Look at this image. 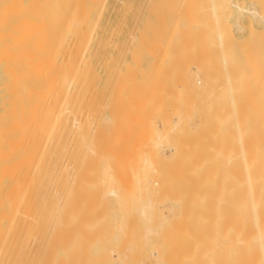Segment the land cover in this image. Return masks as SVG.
I'll return each instance as SVG.
<instances>
[{"label":"bare ground","instance_id":"obj_1","mask_svg":"<svg viewBox=\"0 0 264 264\" xmlns=\"http://www.w3.org/2000/svg\"><path fill=\"white\" fill-rule=\"evenodd\" d=\"M3 1L8 2L10 0H0V17H1L0 23H3L4 21L8 22V20L11 21V18H10L11 14L8 15L9 16L8 18L6 17L5 13L2 14V12L5 10V9H3L4 4L6 3V2L4 3ZM195 1L196 0H194V1L190 0V3L188 5L191 6L190 4L193 3L194 8H193V6H191V8H189L190 10L188 11V9H186L183 5L186 2L185 6L188 7L187 2H189V0H185V2L183 4H182V2L180 3L178 0L177 3L179 5V7L181 4L184 7L181 9V7H182L181 6L179 12H181L182 13L181 15H183V9H186L187 10L186 13L188 12V18L191 20L193 19V17L196 18L197 16L201 15V13H204L207 18H210L213 20V22H212V20H210L212 23L209 21V24L211 23L213 26L215 23L214 27H216V28L214 29L212 27V29H214V31L216 30V33H215L216 37L213 41V44H211L212 46L209 45L208 46L209 48L205 47V49L207 51V49H210V46H211V49H210V52L212 53L211 55H213L214 53L218 54L217 55L218 59L213 55V57H215L214 59H216L217 61L219 60L218 62L220 63V64L218 63V65H215L214 69H218L220 75L226 73L223 71V69L224 70L228 69L229 67H231L230 65H232L231 70L233 71V69H234V71L236 73V75H234L235 78H234V76H232V72L230 70H229V72L231 74V78L233 77L234 79H237L236 80L237 83L235 82V84H237V88L234 91H232V94H231L230 100H232V101L230 103H232V104L228 103V105H227L228 99H226V97L228 95H227V91L225 92L226 87L224 88V86H228V85H225L224 81H222L225 78L224 77L225 75L222 76L224 78L221 77L222 80L217 78L219 76L215 77V74H214L215 71L213 69H211V67H210L211 65L209 66L210 67L209 71L212 70L214 73L213 74L208 73L207 72L208 71V68H207L208 65L207 66L205 65L206 66L205 68H207V69H205L206 71L203 70L204 72H206L204 74V72H202V69L200 68V66H201L200 63L198 62L199 66L195 65L196 67L199 68V70L196 74H197V76L203 77V79H199V78H195V77L191 79V77L190 78L188 77L187 80L183 81L184 83H182V84L180 83L181 84L180 96L183 97V101H185V103L187 104V102L188 101L190 102V100H191V99H189L186 102V100L184 99V95L187 98H196L197 101L193 100L194 102L190 103L192 105H190V104L185 105V103L184 104L178 103L176 108H178L179 105H180V107L176 111L172 110L173 111L172 115L174 114L175 116H173L172 118L169 117L170 119L167 118L168 120L163 119L161 121L162 122L160 125L161 127H157V126L156 127L161 128V129H169L168 134H171L172 132H174V133L180 132L181 130L184 129V127H187V124L189 125V123L187 122L188 120H186L187 114H189V113L185 114L186 111L197 114L200 117V119H202L203 117H204L203 119H205V117H207V116L209 117L208 119H210L211 118L210 115L212 116V118L214 115V117H215L214 119L218 120L219 118L218 119L216 118L218 116L213 114V111H212L213 106L210 102V100L212 101V99H215L218 101L217 105H219L216 107H219L220 109L224 110L223 107H225L226 105L228 106V108L226 106L225 109L227 108L226 110L228 111L230 116L234 115L235 121H236V127L238 128L237 130L239 131V133H241L242 128L246 129V126L241 128V124H242L241 119L243 120V118H245V115L247 113H248L249 117L251 115L249 122H248L249 124L247 123V126L249 125L250 128L248 129L247 132L243 131L245 134H250V141H248V139H247L248 137L244 136V134H243L244 139L243 140L241 139L242 140L241 145L243 146V149H245V151L243 153L241 152L242 154L238 151V153H240V155L238 153L236 154V156H235L237 158V161L235 162L236 165L233 164V162H234V161H232L233 158L231 160V163L235 167H237L235 172H233L235 170V167H233V165L231 163H230V165L228 164V167L232 166V168L230 170L234 173V176H233V178H231L232 177L231 175H233V174H232V172L231 173L229 172L231 175L230 176L228 175V177H230L229 178L230 180L227 181V184L229 183L230 185L235 187L234 189L231 190V193H230L231 195L229 194L227 196V197H230V198L226 199V200H229V202L226 203L225 202L226 200L224 198L223 199L225 201L222 199H220V201L219 200L215 201V199H217V198L219 199V197L213 198V203L211 204V208L209 210L213 214H215V213L217 214L216 217H215V215L213 216L217 220V221L213 220L214 222L216 221V224L213 223L211 227L201 229V230H203L202 232L201 231L194 232V234L195 233L199 234L201 232V234L196 239H195L196 236L194 237L192 234L189 235L188 233H186L187 235H185L184 238L182 236V238L185 239L184 244L181 245L182 247L181 246L177 247V245H175V247H177L178 249L181 248L180 252H179V258L178 257L177 258L176 257L167 258V256L165 254L169 250L168 251L163 250V251H154L151 254V256L149 257V260H150V262H152L154 264H264V141H263L264 138H260V140L259 139L257 140L255 135H254L255 134V129H254L255 125L257 124L258 121L261 120L260 118L264 117V116L261 117V115H264V114H261L262 110H264V106H263L264 105V97H262L263 95H261V93L258 95V96L261 95L260 97L256 96V98H257L256 100L259 101L260 103L256 102L257 104L256 103H253L252 105L250 104L251 106L249 107V109H248L246 104L243 105V103L241 102L243 100H246L248 97L253 96V97H251L252 98L251 100H253L255 97L254 95H251V92H250L251 89H253V87H254L253 84H254L255 79L251 83L252 87L249 85V87L251 88V89H249V87L246 88V85H247V83L249 84V81L251 79L249 78L250 80L248 81L247 78H248V76L249 77H251V76L256 77V74L259 71L262 72V70H264V69H261V68H264L263 67L264 66V46H262V43L264 44V42L261 43V41L258 40V36H259L258 34H257L258 36L256 37V40L255 41L252 40V37H253L252 35L255 36V34L251 35V33H249L250 35H248L249 39L248 38L245 39L244 42L236 41L235 39L232 38L231 33H230L231 32L230 29L232 27L229 28V26H230L229 22L233 17L232 7H236L239 10V12L245 13L248 11L247 9H245V7H243L245 5H243V6H242V4L238 5L231 0H211L210 6L208 3H206V4L204 3L205 8L203 7L202 9H198L199 6L196 8L195 3L198 4V2H200V0H197L196 2ZM250 1L251 0H249V2ZM11 2L12 1H10V4H11ZM13 2L17 3V1H13ZM13 2H12V4H13ZM148 2H149V0H148ZM166 2L167 1L165 0L164 3H166ZM174 2H175V0H174ZM207 2H209V1H207ZM41 3H43L45 11H46L45 19H43V20H45L46 30L43 27V29H44V32H43L44 33V40H41L42 41V42H40L41 44L38 42L40 44L38 46H40V47L37 48L36 47L37 45H34V46L31 45L30 46V47L34 48L32 50L30 49L31 52L37 48L36 49V52H37L36 59L34 61V64L32 63L34 65V67H32L31 62L27 63V67H25L26 64L19 65L18 64L19 62L16 63L17 60H14V59L8 60L9 58L2 59V56L0 57V264H71L72 261H74L73 264H95V263H90V262L88 263V261H91V260H86V258L83 259V257H81V256L85 257V254L87 256V252H89V248H94L93 254H95L97 256V257L95 256L96 258L90 257V259H92V260L93 259L100 260L103 258H110V260L113 261L114 264H122L123 256L126 255L125 252L130 251L136 247H142L143 244H145L142 242V240L149 239L148 237L151 235V233L153 231V227L152 228L150 227L151 228L150 231L152 230L151 232L148 230L149 229L148 227H147V229L145 228L147 231H149L148 234H146L144 236H138L137 235L136 237L131 238V236L128 233L129 232L128 230L131 227L129 225V222H128L130 220V218H128V221H127V219L122 218L121 221H118L115 224H111V225L107 226V229H106L107 232L105 231V233H102V234H100L98 232L99 234H97V235L95 234V232H96V230L101 231V228H103L101 225L103 223H101V225H98L100 227L94 226L93 224H91L94 226V227L92 226L91 228L94 230V231L93 230L92 231L95 234V235H92L93 232L92 233L89 232V230L91 228L88 227V229H87L88 225L87 226L85 225L86 228H84V225L82 224L83 226L80 227V229L78 227L79 225L76 226L77 223H75V222L79 223L81 220L79 214L75 217L76 220L74 218L75 208H78V207H75L76 199L80 200L82 197H83L82 199H84V196L87 195L89 192L91 193L92 190H93V192H92L91 197L93 196V194H95V196H97L95 198H98V196H99V195H97L98 192H96V191L94 192L95 188L90 189L91 191H87V193L83 196V194L86 192V191L84 192V190H88L87 189L88 187H85L86 183H87V179H88L87 178L88 176L86 177L87 172L85 170L87 169L89 155L96 159L95 164L97 165V167L99 168V171H100L99 179H97V177H96V179L99 180L98 183H100L99 187H100V185H103V184L113 185L114 188L111 187L112 189H110L108 191V196L114 198L116 200V202L119 201L118 203H119L120 207H122V203H123L122 201L129 199V197H131V196L140 197V200L143 199V196H140V193L149 189L146 183L151 181L149 173L147 171H145L147 167L152 166V162L149 161V159L147 157L140 161L137 168H134L133 170H131L130 176L128 174H127L128 176H120L119 169H118L119 168V164H118L119 161L117 162L114 158H112L110 156V152L112 150H115L116 145H114V146L112 145L111 146L112 148L110 147V149L109 148L105 149V146L107 143L104 144V140L102 138V135L100 134L101 132L99 133L97 131L99 129V126H100V123H99L100 120H99V118L94 117V114L92 113L93 111H92L91 104L94 103L93 105L96 107L94 109H100L101 105H103L101 102L102 100L100 101V99L98 98V95L100 96V94L98 93L99 90L96 88L97 86L94 87L96 94L94 92H93L94 94H92L91 93V91H92L91 86L93 85L92 82H94V81H92V80H91L92 82L90 81L91 82V86H90V84H89L90 79L88 80V76H90L89 70L91 68V65H90L91 59L90 58L92 56H95V55H97L96 57H98L100 50H101L100 49L101 40L99 39V37L97 35V31H98L101 16H102L103 0H45V2H44V0H42ZM8 4L9 3H7V6H8L7 9L11 8V7H9ZM262 4L263 3L260 4L261 7H262ZM21 5L22 4H20V6ZM151 6H153V5H151ZM206 6H207V8H206ZM21 7H20V9H21ZM124 7H125V5H124ZM156 7H158V6H156ZM165 7L163 6V8H165ZM15 8H16V6H15ZM141 8H142V6H141ZM167 8L170 10V7L168 6V4H167ZM255 8H254V10L250 11L252 16L255 19L260 17L262 20H264V16H261L262 15L261 13H260L261 15L259 14V12L263 11L264 9L263 10L259 9L260 11L258 12L255 10ZM41 9L44 10L43 6L41 7ZM172 9H173V7H172ZM1 10H2V12H1ZM6 10H5V12H6ZM161 10L162 9H159V10H157V12H155L156 13L155 15L158 17V19H159V16L157 15V13H159L158 11H160V13L163 12L162 14L165 13V11H164L165 9L162 11ZM20 11L21 10H19L16 13V15L18 14L17 18H18V16H20L22 14L18 19H20V18L23 19L24 14H25L24 19H25L26 14H28L26 12H29L30 15H33L32 13H30L29 10L26 11V6H25L26 12H24V9L21 12ZM123 11H125V10H123ZM175 11H176V9H175ZM9 12L13 13L11 11H9ZM14 12H16V11H14ZM171 13H176V12L172 11ZM40 14H42L41 18H44L43 17L44 12H40ZM179 14H178V17H179ZM204 14H202V15H204ZM3 15L6 18L3 17L4 19H2ZM16 15H15V13L12 14L13 18H15ZM161 16H163V15H161ZM174 16H176V15H174ZM28 17L32 18L33 16L28 15ZM6 19H8V20H6ZM18 19H17V21H18ZM35 19H36V17H35ZM196 19H198V18H196ZM13 20H15V19H12V21ZM17 21H16V23H17ZM20 21H21V19H20ZM193 21L195 22L194 19H193ZM202 21H203V19H202ZM21 22H23V20ZM42 22L44 23V21H42ZM165 22H167V21H165ZM175 22H180V21L178 20ZM204 22L205 23H203V24L206 25V21H204ZM27 23H30V22H27ZM33 23H35V22H33ZM39 23H41V22H39ZM187 23H188V21H187ZM146 24H147V22H145V25ZM148 24H149V22H148ZM165 24H167V23H165ZM175 24L176 23H174V25ZM177 24H179V23H177ZM211 24L208 26V28L211 26ZM16 25H18V24H16ZM160 25H158V26H160ZM162 25L164 26L163 23H162ZM0 26H1V24H0ZM5 26H6V24H5ZM5 26H3L2 28L5 29L6 28ZM27 26H29V24ZM11 27H12V25H11ZM20 27L23 28L22 26H20ZM31 27H33V26H31ZM39 27H41V26H39ZM205 27H202V28H204L203 30L201 28L199 29V31H201L200 34H202L205 31ZM27 28H29V27H27ZM33 28H36V27H33ZM188 28H190V27H186L187 32H188V30H187ZM38 29H40V28H37L36 30H38ZM41 29H42V27H41ZM158 29H160V27H158ZM158 29L155 28V30H158ZM5 30H8V29H5ZM5 30H4V32H5ZM133 30H134V27H133ZM165 30H166V28H165ZM174 30H171V32L172 31L174 32ZM191 30L193 31V29H191ZM206 30L208 31L207 27H206ZM16 31H17V29H16ZM20 31H21V29H20ZM166 31H168V30H166ZM181 31L182 30H180V32ZM184 31H182L183 35L188 34V33H184ZM192 31H189V32L191 33ZM197 31L198 30H196L195 32L198 33L199 31L198 32ZM207 31H205V34ZM250 31L253 32V29H250ZM263 31H261L262 34H264ZM18 32H16V33H18ZM38 32H39V30H38ZM10 33H12V32H10ZM27 33H28V31H27ZM34 33H35L34 35H36L37 32H34ZM141 33H144L143 34V41L147 40V42H148V37H147L148 36L147 34L149 33L148 26L145 28V32L141 31ZM141 33H139L140 36H141ZM212 33H213V31H212ZM5 34H6V32H5ZM31 34H33V33H31ZM153 34H155V32ZM193 34H195V33H193ZM7 35H8V33H7ZM156 35L157 34H155L154 37ZM197 35L199 36V34H197ZM203 36H204V34H203ZM0 37H1V35H0ZM2 37H4V35ZM26 37H27L28 42H29L31 38H28L27 35H25V37H24L25 40H24V38H22L23 40L21 38H19V42L23 41L22 44L26 45V43H27ZM36 37H37V35H36ZM157 37H158V35H157ZM188 37L191 39L192 35H190ZM204 37L208 38L207 35ZM34 38L35 37H33V39ZM263 38H264V35L262 36V39ZM138 39H140V38H138ZM168 39H170V38H168ZM187 39H186V41H187ZM192 39H194V38H192ZM253 39H255V38H253ZM6 40H5V42H6ZM180 40H182V39H180ZM202 40H203V38H202ZM210 40H211V38H210ZM210 40H206V42L207 41L209 42ZM31 42H33V41H30L29 43L31 44ZM110 42H111V40H110ZM130 42H131V40H130ZM158 42H160V41H158ZM158 42H157L158 45H155V42H153L154 43L153 45L158 47L160 45ZM204 42H205V40H204ZM204 42L202 41L200 44H204ZM206 42H205V44L207 46V44H209V43L208 42L206 43ZM16 43L18 44V42H16ZM29 43H27V44H29ZM95 43L97 44V47H98L96 49L93 48V45ZM177 43L181 44L180 48H183L185 46V45L184 46L182 45L183 42L180 43V42L176 41V44ZM7 44H9V46H10V43H8V42L5 44V46ZM32 44H35V43L33 42ZM108 44H109V42H108ZM165 45L167 46V41H166ZM9 46H7V48L5 47L7 49V51L10 48L12 49V47H13L14 51L17 50L14 48L15 45L12 47L11 46L9 47ZM155 46H154V48H155ZM21 47H20V49L23 48V47L22 48ZM108 47H110V45ZM200 47L201 46L196 47V48L200 49ZM247 47H249V50ZM0 48H3V46H0ZM150 48H151V44H150ZM175 48H176V46H175ZM137 49H135V50L137 51ZM140 49H142V46ZM172 49H173V47H172ZM189 49H190V47H189ZM2 50H3V52L6 51L4 49H2ZM160 50H162V48ZM203 50H201V52ZM166 51H165V53H166ZM189 51H188V53H189ZM206 51L204 52L205 55H206ZM139 52L141 53L140 50H139ZM150 53L152 54V52H150ZM165 53H164V55H165ZM7 54L8 53L6 52V55ZM134 54H135V52H134ZM161 54H162V52H161ZM189 54H191V52ZM205 55L203 56V58H205ZM211 55H209V56L211 57ZM25 56H26V53H25ZM152 56H153V54H152ZM178 56L180 57V54ZM178 56H176V57H178ZM3 57L5 58L6 56L4 55ZM134 57L136 58L137 56H134ZM25 58H27V57H25ZM188 58L189 57H187V60H188ZM199 58L196 60L198 61ZM31 59H33V58H31ZM113 59H114V57H113ZM155 59L159 60V58H157V57ZM28 60H29V57H28ZM172 60L175 61L176 58L172 59ZM182 60H183V58H182ZM201 60H202V58H201ZM24 61H26V59ZM197 61H196V64H197ZM214 62L217 64V62L215 60H214ZM215 63H213L212 65L214 66ZM170 64H173V63H170ZM183 65H185V64H183ZM250 65H252V66L250 67ZM18 66H20L19 69L21 68V71L19 73L16 72V69L18 68ZM160 66H161V64H160ZM216 66H218L219 68ZM128 67H126V68H128ZM252 67H253V69H252ZM26 68H27V70H26ZM134 68H132V69L129 68V69L133 70ZM170 68H172V67H169V69ZM256 68H258L260 70L257 71ZM154 69H155V66H154ZM164 69L169 70L167 67H164ZM92 70H93V67H92ZM189 70H191L190 67L188 68L187 71H189ZM236 70H238L239 72L241 71V73H242L241 78H239V76L237 77V75H240L241 73L237 74L238 71H236ZM134 71L136 72L137 70L134 69ZM220 71H222V74ZM253 71H255L256 73L255 72L253 73ZM98 72H99V70H98ZM142 72H140V73L142 74ZM229 72H227V73H229ZM246 72L250 75L246 74ZM261 72H259V73L262 74ZM155 73L157 75L156 71H155ZM155 73H153L152 75H154ZM190 73H191V71H190ZM202 73H203V75H202ZM160 74L161 73H158V75H160ZM260 74H259V76H260ZM150 75H148V76H150ZM156 75H155V77H158ZM245 75H246V78H245ZM164 76L162 74L161 80H163ZM259 76L257 78H259ZM263 76H264V74H263ZM94 77H95V75H94ZM174 77H175V75H174ZM238 78L240 80H238ZM153 79L154 78H152V77L150 78V80H152V84L153 83L155 84L156 81L158 82L157 79H156V81H153ZM161 80H159V81H161ZM227 81H228V79H227ZM261 81H264V80L261 79ZM161 82L164 83V86L166 85L164 81H161ZM177 82H179V81H177ZM257 82H258V79H257L256 83L254 84L256 87H258L260 85V82L258 83L259 85L257 84ZM118 83H120V82H118ZM241 83H243V85L246 83L245 88L248 89L250 92V94H247L248 91L247 90L245 91V93L248 95V97L244 93L245 89H243V87H242L243 85H241L242 90H243V91H241V87L239 85ZM159 84L160 83L158 82V85ZM158 85H155V86H158ZM187 85L191 88L188 91H186ZM230 85H233V83ZM263 85H264V83H263ZM263 85L261 87H258L261 90V92H262V90L264 91V89H262V88H264ZM169 86H171V85L169 84ZM89 87H91L90 90H89ZM177 87L178 86H176L175 88H177ZM255 88H254V90H252V91H254V93L256 92ZM178 89H179V87H178ZM179 91H180V89H179ZM142 92H144V90ZM89 93H91L92 95H90ZM100 93H101V91H100ZM194 94H196L197 96ZM224 94L226 97L224 96ZM130 95H132V94H130ZM243 95H244V97H243ZM223 96L225 97L224 99H226L227 101L221 100ZM135 98H137V97H135ZM208 98H209V101L207 103L211 104V106L208 108H205V106H204V109H202L200 104L203 101H207ZM229 98H230V96H229ZM242 98H243V100H241ZM258 98H259V100H258ZM125 100L126 99H124L123 101H125ZM171 100L172 101L173 100L178 101L177 98L176 99L173 98ZM99 101L101 102V104ZM219 101L220 102L222 101V103L219 104ZM255 101L253 100V102H255ZM246 102L248 103L249 99ZM150 103H152V102H150ZM251 103H252V101H251ZM261 103H262V105H261ZM254 104H255V106H253ZM170 105H172V104H170ZM104 107H106V106H104ZM167 107H165L164 109H166ZM171 107L172 106H170V108ZM206 107H207V105H206ZM102 108H103V106H102ZM145 108L147 109V106ZM219 108H217V109L220 110ZM157 109H159V107ZM214 109H215V107H214ZM217 109H215V110H217ZM203 110H205V111H203ZM222 110H220L219 112L223 113ZM247 110L249 112H246ZM98 111H100V110H98ZM98 111L97 112L95 111V113L98 114L99 113ZM134 111H136V110H134ZM159 111H160V109H159ZM159 111H157V113ZM102 112H103V110H102ZM161 113H158L159 116ZM168 113L171 114V112H169V111H168ZM263 113H264V111H263ZM92 114H93V116H92ZM222 116H224V114ZM222 116H219V117L222 118ZM91 117H92V120L94 119L93 121H96L95 122L96 125H94L93 122L91 121ZM155 118H157V117H154V120H155ZM224 118H225V116H224ZM224 118H222V119H224ZM208 119H206V121ZM226 119H228V116L226 117ZM219 120H218L219 122L222 121L221 119H219ZM263 120H264V118H263ZM201 121H204V120H201ZM218 121H216V123ZM228 121L233 123L232 120H228ZM91 122H92V125L95 126V127L92 126V127H94L93 130L89 129V125H90L89 123H91ZM155 122H156V120H155ZM206 123H208V121ZM221 123L223 124V122H221ZM217 125H219V124H217ZM243 125H245V124L243 123ZM191 127H192V125H191ZM102 128L103 127H101L100 129L102 130ZM221 128H224V127H221ZM90 133H91V139H90V141H88L89 140L88 137H89ZM236 133H238V132H236ZM85 134H87V137L85 136ZM105 135H107V134H105ZM106 140H105V142H106ZM255 140L257 141V144L250 147L251 148L250 153L246 152V149L249 146V143L254 144V143H256ZM261 140L263 142L262 143L263 145L261 144ZM258 141L260 142L259 145H258V143H259ZM110 143L111 142H109V144ZM164 149H166V147ZM176 149H177V147H175V145L173 144L172 153H170V155H169L170 157L175 156V154L173 152ZM105 150L107 151V153ZM163 155H165L166 158L168 157V156H166L165 153L162 154L161 156H163ZM230 157H233V156L230 155ZM162 159H164V158H162ZM240 159H242V161ZM194 161H195V159H194ZM198 164H201V162ZM239 164L241 165V168H239L240 167ZM203 165H204V163H203ZM205 165L207 166L210 164H205ZM190 166H192V165H190ZM206 166L203 167L201 165V167H203L205 169L209 168V169H207V171L206 170L203 171V169L199 168L201 170L199 172L198 169L197 170L194 169L198 173L193 174V175H196L199 178L198 179V178L194 177V179H198L201 182L202 177L205 178L207 176V179L209 178V176L215 177V175H212V172L210 171L211 167L210 166L206 167ZM192 168H193V166H192ZM195 168H196V166H195ZM81 169H83V172H86L84 175H79V172ZM208 170H209V172H211V174H209ZM215 170H216V172L218 171L217 169H215ZM215 170H214V172H215ZM74 171L77 173L73 175ZM191 171H193V170H191ZM194 172L195 171H193L192 173H194ZM187 173L188 174H186V176L189 175L191 177L192 173L191 172L190 173L187 172ZM219 173L220 172H217L216 174L218 176H221L222 174H219ZM123 174H125V173H123ZM200 174H202L203 176L199 177ZM221 177H223V175ZM224 178H227V177H224ZM128 179L135 186L139 187L137 189L138 194L133 193L131 190H129L128 187L125 186ZM210 179L207 180V182L203 181L204 183L208 184V185L207 184H205V185L209 186V187H205V190L207 188H209V189L213 188L212 190L215 191V188H216L215 185L222 186V185L217 184L218 179L216 180V177H215L214 179H212V181L213 182L217 181V182L214 184L213 187H210V185H209L210 183H208L211 181ZM232 179H233L234 183H233V181H231ZM204 180H206V179H204ZM226 180L227 179H225V181ZM186 181L187 180H185V183H186ZM189 182H190V180H189ZM213 182H211V183H213ZM187 183H188V181H187ZM201 183H199V184H201ZM129 184H131V183H129ZM227 184L225 187L223 186V189L227 188ZM75 185H77V186H75ZM189 185L191 186V183ZM192 185H194V183ZM202 185H203V183H202ZM230 185L226 189V191L228 189L232 188V186H230ZM204 186H202V188ZM194 187H195V185H194ZM81 188H83L82 190L84 193L81 191ZM219 188H221V187H219ZM101 189H103V188H101ZM181 189L183 190L184 188L181 187ZM199 189H200V187H199ZM223 189H222V191H225ZM95 190H98V188H96ZM202 190H204V189H201V191ZM206 191H208V190H206ZM210 191H208V193ZM218 191H219V189H217L215 191V193H217ZM226 191H225L226 194L222 193V195L226 196L227 193H229L228 191L227 192ZM219 192H218V194H220V197H221V193H219ZM104 193L105 192H103V194ZM201 193H203V192H201ZM205 193H203V194L206 196ZM212 194L214 195V192ZM193 195H195V194H193ZM204 195H203V197H205ZM168 196H169L168 194H165L163 200L161 201L160 209L162 210L161 213H163L164 215H165V213H164L165 211H166V213L167 212L169 213V211H167L168 208H170V205H168L169 201L167 200ZM196 196H197V193H196ZM215 196H216V194H215ZM88 199H89V197H88ZM89 200L91 201V198ZM98 200H101V199H98ZM109 200H110V198H109ZM102 202L103 201H101V203ZM107 202H108V200H107ZM99 204H100V202H99ZM101 205H103V206H101ZM101 205H100L101 207L105 206V204H103V203ZM143 205H144V207L141 210L143 212V214L141 213V215H143V216H141V218L145 217V215H146L145 213H147L146 209L149 206L148 204H146L144 202H143ZM116 206H117V204H116ZM172 206L174 207L175 205L172 204ZM97 207H96L95 211L99 208L98 211L100 212L102 210V209H100L101 207H98V208ZM86 208H87L86 202L82 201L81 204H79V208H78L79 213H82L81 211L86 210ZM106 209L108 210V208H106ZM121 209L123 212V207ZM86 213L89 216L90 211H89V214H88V212H86ZM83 216H85L84 213H83ZM213 217H212V219H213ZM226 217H228V218H226ZM170 219H171V221H173V218H170ZM149 220H150V218L148 219V221ZM186 220L189 221L190 218H189V220H188V218H186ZM98 221H100V220H98ZM115 221H116V219H115ZM184 221H185V219H184ZM187 221H186V223H188ZM81 222H82V220H81ZM97 222H95L94 224H97ZM83 223H85V222H83ZM76 227L79 229L78 231L76 230L77 229ZM103 229H105V228H103ZM154 231H155V229H154ZM180 231H181V229H180ZM195 231H197V230H195ZM120 233H122V234L120 235ZM154 234H156V231L154 232ZM171 235L174 236L175 234H171ZM157 236H159V234ZM176 236H177L176 238L179 239L178 237H180V234L176 235ZM117 238L118 239L119 238L124 239L126 241L125 244L129 243L127 245V250L120 251V250H114L111 248L112 251L108 252L109 254L107 255L104 253V250L100 251L97 248L99 244L104 245L103 243H107L110 240H112V239L115 240ZM132 239H134V242L139 241V243L132 242ZM183 239H182V241H184ZM155 243L158 244L157 242H155ZM162 244H164V243H162ZM179 244H182V243H179ZM165 248H166V246H165ZM173 248H171V250ZM166 249H168V248H166ZM168 253H170V252H168ZM218 254H219V256H218ZM89 255H91V254H89ZM169 256H171V255H169ZM141 264H146V263L143 261Z\"/></svg>","mask_w":264,"mask_h":264},{"label":"rangeland","instance_id":"obj_2","mask_svg":"<svg viewBox=\"0 0 264 264\" xmlns=\"http://www.w3.org/2000/svg\"><path fill=\"white\" fill-rule=\"evenodd\" d=\"M10 1H12V2L13 1H17V3L13 2V4H12V2H11V4H12L11 5ZM10 1H8V2L3 1L4 3L6 2L5 3L6 5L4 4L3 9L6 10L8 8L7 3H9L8 5L11 8L6 10L7 13L5 12V10L3 12L1 10V12H2V14L5 13L7 18L9 17L8 15L11 14V16H10L11 21H12V19H15V20H13L11 22L10 20L6 19V20H8V22L4 21L3 23H0L1 24V26H0V28H1L0 29V31H1L0 32V35H1V37H0V46H3V48H0V51H1L0 52L1 53L0 57L2 56V59L9 58L8 60H13V59L17 60L16 63L19 62L18 63L19 65L26 64L25 67H27V63L31 62L32 67H34L33 64H34V61L36 59V54H37L36 49L40 47L38 45L41 44L40 43V42H42L41 40H44V33H43L44 29H43V27L46 30L45 20H43V19H45V15H46V11H45L44 5H43V3H41L42 0H10ZM166 1H167L166 3L168 4V6L170 7V10L167 8V4L164 3L165 0H160V1L159 0H149V2H148V0H128V1L127 0H103L102 16H101L100 25H99V28H98V31H97V35H98L99 39L101 40V44H102V45L100 44V49L101 50H100V53H99L98 57H96L97 55H95V56H92L90 58L91 59L90 60L91 68L89 70L90 76H88V80L90 79L89 82L91 80L94 81V82L91 81L92 84H93L92 86H91V82L89 83L90 86L92 87V88L89 87V90L91 88V90H92L91 93L94 94L96 92L94 87L97 86L96 88L99 90L98 93L100 94V96L98 95V98L100 99V101L102 100L101 102L103 104V105H101L100 109H94V108H96L93 105L94 103L91 104L92 111H93L92 113L94 114V117H97L100 120V122H99L100 126H99V129L97 131L99 133L101 132L100 134L102 135V138L104 140V144L107 143L106 146L104 145L105 149H108V148L110 149V147L112 145L113 146L116 145L115 146V150H112L113 152L112 151L110 152V156L112 158H114L117 162L119 161L118 162V164H119V168L118 169H119L120 176H128V175L130 176L131 170H133L134 168H137L138 164L140 163V161L142 159L146 158V157L149 159V161L152 162V166L147 167L146 170H145V171H147L149 173L150 178H151V181L146 183L149 189L144 191V192H142V193H140V196H143V199H141V200H140V197L131 196V197H129V199H127L125 201H122L123 202L122 203L123 212H122V209H121L122 207H120V205L118 203L119 201L116 202V200L114 198L108 196V191L110 189L114 188V186L110 185V184L109 185L108 184H103V185H100V187H99L100 183H98L99 180H97V179H99L100 171H99V168L97 167V165L95 164L96 163V159L94 157H91L90 155L88 157V165H87V169L85 170L87 173L83 172V169H81L80 172H79V175H84L86 173V177L88 176L87 178L89 179V180L87 179V183H86V186H85V187H88L87 188L88 190H84V192L86 191L84 193L83 190H82L84 187L81 188V191L84 193L83 196L87 193V191H91L90 189H92V188L93 189L94 188L95 189L98 188V190L94 189V192L95 191L98 192L97 195H99L98 198H95V197H97V196H95V194H93V196L91 197L92 192H93V190H92L91 193L89 192L87 195L84 196V199H82L83 197L80 200L76 199L75 207L79 208V204H81L82 201H85L86 204H87L86 210L81 211L82 213H79L78 208H75L74 218L79 214L80 218L82 220V222L80 220L79 223L75 222V223H77V225L75 224L76 226L79 225L78 226L79 229L83 225H84V228H86L85 225L86 226L88 225L87 226V229H88V227L91 228L93 225L94 226H98V225H101V223H103L101 226L103 228H105V229L101 228V231L100 230H98V231L96 230V232H95L96 235L99 234V233L102 234V233H105V231L107 229V226H109L111 224H115L118 221H121L122 218L123 219L124 218L127 219V221H128V218H130V220L128 222H129V225L131 227L129 226L130 229L128 230L129 231L128 233L131 236V238L132 237H136L137 235L138 236H144V235L148 234L152 227H153V231H154V229L156 231V234H154L155 231L153 232L151 230L152 233L148 237L149 239L142 240V242L145 243V244H143L142 247H136V248H133L130 251H126L125 252L126 255L123 256L122 264H141L143 261L146 264H154V263L150 262L149 257L151 256V254L154 251H163V250H165V251L169 250L168 252L171 253L170 254V253L166 252L165 255L167 256V258H173V257H176V258L178 257L179 258V252H180L181 248L178 249L177 247H180L181 245L184 244L185 239H183V238L185 237V235H187L186 233H188L189 235L192 234L194 237L196 236L195 237V239H196V238H198V236L203 231L201 229H204V228H207V227H211L213 223L216 224L217 220L215 219V217L217 216V214L215 212H214L215 214H213L209 210L211 208V204L213 203V198L219 197V199L217 198V199H215V201H217V200L220 201V199H222V200L225 199L226 200L227 198H230V197H227V196L231 193V190L234 189L235 187H233L229 183L227 184V181L230 180L229 179L230 177H228V175L230 176L231 175L230 173L232 172L230 170L232 168V166L228 167V164L230 165L231 160L233 158V160H232V161H234L233 164L236 165L235 164V162L237 161V158L235 157L236 154L238 153V151L240 153L241 152L243 153L245 151V149H243V146L241 145L242 144V140L244 139V136L248 137L247 139H248V141H250V134H245L244 132H247L248 129L250 128L249 125L247 126V123L249 122V119H250L251 115L249 117V115L247 113L245 115V118H243V120L241 119V123H242L241 124V128L246 126V129L242 128L241 133H239V131L237 130L238 128L236 127V121H235L234 115L230 116L228 111L226 110L228 108V106H227L228 103L232 104V103H230L232 101L230 99H231L232 91H234L237 88V84H235V82L237 83V81H236L237 79H234L235 78L234 75H236V73H235L234 69H233V71L231 70L232 69V65H230L231 66V67H229L230 69L229 68L225 69V70L223 69V71L227 73L230 70L232 72V76H234V78L233 77L231 78L230 72L227 73L228 74L227 75L226 73L222 74V71H220L221 74H222V75H220L218 69H214L215 65H218V63H219L218 62L219 60L217 61L216 59H214L215 57L218 59V56H217L218 54L214 53L213 55L215 57H213V55H211L212 53L210 52V49H211V46H212L211 44H213V41H214V39L216 37V35H215L216 30L214 31V29L216 28V27H214L215 23L212 26L211 23L213 22V20L210 19V18H207L204 13H201V15L197 16L196 18H198V19L193 17L195 22L193 21V19L192 20L189 19L188 18V12L186 13V11H187L186 9H188V11H189L190 10L189 8H191V6H193V8H194V5H193L192 2H191L192 4H190L191 6L188 5L190 3V0H189V2H187L188 7L185 6L186 5L185 4L186 3L185 0H181V1L179 0V2L180 3L182 2V4L185 2L183 6L186 9H183V15H181L182 13L179 12L180 11V7L182 6V4L179 7V5L177 3L178 0H175V2H174V0H166ZM207 1H209V2H207ZM231 1L235 2L238 5H241V4H242V6L245 5L243 7H245V9L248 10L245 13H241V12H239V10L236 7H232L233 17H232V19L229 22V25H230L229 28L232 27L230 29V31H231L230 33H231L232 38L235 39L236 41L244 42L245 39L248 38V35H250L249 33H251V35L255 34V36L252 35L253 36L252 40L255 41L256 37L259 35L258 36V40L261 41V43L264 42V38L262 39V36L264 34H262V32H261V31L264 30V20H262L260 17L255 19L252 16L251 12H250L251 10H254L255 7H256L255 10L258 11V12L260 10H263L264 9V0H253V1L251 0L250 2L251 3L253 2L252 4L249 2V0H245V1L244 0H231ZM44 2H45V0H44ZM19 3L22 4L21 5L22 7L20 6ZM204 3L205 4L208 3L209 6H210L211 5V0H204V1L200 0V2H198V4L195 3V7L197 8L199 6L198 9H202L204 7ZM261 3H263L262 7L260 5ZM14 5L16 6V8H15ZM124 5H125V7H124ZM151 5H153V6H151ZM162 5L164 7L165 6L166 7L163 8ZM25 6H26V11L29 10L30 13H32L33 15H30L29 12L25 11ZM42 6H43L44 10L41 9ZM141 6H142V8H141ZM156 6H158V7H156ZM183 6L181 7V9L184 8ZM207 6H206V8H207ZM20 7H21V9H20ZM172 7H173V9H172ZM23 9H24V12L28 13V14H26V18L25 19H24V15L25 14L23 15V19L20 18L21 21L22 20H23V22L25 21L24 23L21 22L20 19H18L22 14L20 16H18V18H17L18 14L16 15V13L19 10L22 11ZM159 9H162V10L165 9L164 10L165 11L164 14H162L163 12L160 13V11H158L159 13H157V15L159 16L160 20L155 15L156 14L155 12H157V10H159ZM175 9H176V11H175ZM13 10L16 11V12H14ZM123 10H125V11H123ZM9 11H11L13 13H10ZM170 11L171 12L174 11L176 13H171ZM40 12H44V14H43L44 18H41L42 14H40ZM14 13L16 15L15 18H13L14 15L12 16V14H14ZM160 14L163 15V16H161ZM178 14H179V17H178ZM202 14H204L205 16L202 15ZM259 14L261 16H264V10L260 11ZM4 15L2 16V19L6 18V17H4ZM28 15L29 16H33V17L32 18L28 17ZM174 15H176V16H174ZM35 17H36L37 20L35 19ZM160 17L161 18L163 17V18L161 19ZM16 18L18 19V21H17ZM40 19L42 21H44V23ZM177 19L180 22H175V21H178ZM202 19H203V21H202ZM210 20H212V22ZM16 21H17V23H16ZM165 21H167V22H165ZM187 21H188V23H187ZM204 21H206V25L203 24V23H205ZM209 21L211 22L210 23L211 26L209 27L210 29L208 28V26L210 25ZM27 22H30V23H27ZM33 22H35V23H33ZM39 22H41V23H39ZM145 22H147L146 25H145ZM148 22H149V24H148ZM15 23L18 24V25H16ZM162 23L164 24L165 27L162 25ZM165 23H167V24H165ZM174 23H176V24L174 25ZM177 23H179V24H177ZM5 24H6V26H5ZM28 24H29V26H27ZM11 25H12V27H11ZM30 25L33 26V27H36V28H33ZM158 25H160V26H158ZM249 25L250 26L252 25V26L250 27ZM3 26H5L6 27L5 29H8V30H5L4 28H2ZM20 26H22L23 28H21ZM39 26H41L42 29ZM147 26L149 28V33L147 34L148 35L147 36L148 37V42H147V40L143 41V34L144 33H141V31L145 32V28ZM153 26L156 29H158V27H160V29H158L159 31L155 30V28ZM205 26L207 27L208 31L206 30ZM27 27H29V28H27ZM133 27H134V30H133ZM186 27H190V28L187 29L188 32L186 31ZM202 27H205V31H207L206 34H205V31L202 34H200L201 31H199V29L200 28L202 30L204 29ZM212 27L214 29H212ZM37 28H40V29H38L39 32H38V30H36ZM165 28L168 31H166ZM3 29L5 30L6 34H5ZM16 29H17V31H16ZM20 29H21V31H20ZM191 29H193V31ZM195 29L198 30L199 32L197 31L198 33H196ZM250 29H253L254 33L252 31H250ZM171 30H174V32L173 31L171 32ZM180 30H182V31H184V33H188V34L183 35V32L182 31L180 32ZM27 31H28V33H27ZM189 31H192L191 32L192 34ZM212 31H213V33H212ZM10 32H12V33H10ZM16 32H18V33H16ZM34 32L38 33V34L36 33L37 37H36V35H34L35 34ZM154 32H155V34L158 35V37H157V35L155 36L156 38L154 37V35H155V34H153ZM7 33H8V35H7ZM31 33H33V34H31ZM139 33H141L142 37L140 36ZM193 33H195V34H193ZM197 34H199V36ZM203 34H204V36L207 35L208 38H205L203 36ZM3 35H4V37H2ZM25 35H27L28 38H31L30 41H33L35 44H32L33 42H31V44H30L29 43L30 41L28 42L27 37H26V40H27V43H29V44H27L25 42L26 45H24V44H22L23 41L19 42V38L22 39V38L25 37ZM187 35L188 36L192 35L191 39ZM33 37H35V38L33 39ZM201 37L203 38V40H202ZM138 38H140V39H138ZM168 38H170V39H168ZM192 38H194V39H192ZM210 38H211V40H210ZM253 38H255V39H253ZM4 39L5 40L7 39L6 42H5ZM180 39H182V40H180ZM186 39H187V41H186ZM24 40H25V38H24ZM110 40H111V42H110ZM130 40H131V42H130ZM157 40L160 41V42H158ZM204 40H205V42H206V40H210L209 42L207 41L209 43V44H207V46H206ZM166 41H167V46L168 47L165 45ZM176 41L180 42V43L183 42L182 45L183 46L185 45V46L184 47L182 46V47L185 50L183 48H180L181 44H179V43L176 44ZM202 41L204 42V44H200ZM7 42L10 43L11 47L15 45L16 47L14 46V48L17 49V50L14 51L13 47H12V49L10 48L7 51L6 48H7V46H9V44H7L5 46V44ZM16 42H18V44ZM108 42H109V44H108ZM153 42H155V45H158L157 42L160 45L157 47V46L153 45L154 44ZM149 43L151 44V48H150V44ZM31 45H33V46L37 45L36 46L37 48L34 51H32L33 53L31 52V50L34 49V48L30 47ZM109 45H110V47H108ZM209 45H211V46H210V49H207V51H208L207 52L205 47H208ZM21 46L23 48L24 47L25 48L23 49ZM141 46H142V49H140ZM154 46H155V48H154ZM175 46H176V48H175ZM199 46H201V47L203 46V47L202 48L200 47V49H197L196 47H199ZM262 46H264L263 43H262ZM20 47L23 50L20 49ZM172 47H173V49H172ZM189 47H190L191 50L189 49ZM93 48L94 49L98 48L96 43L93 45ZM137 48L141 51V53L139 52V50ZM161 48H162V50H160ZM247 48L249 50V47H247ZM2 49L6 50V51L3 52ZM135 49H137V51ZM164 50L166 51V53H165ZM201 50H203V51L201 52ZM188 51H189V53L191 52V54H189ZM205 51H206V55L204 54ZM6 52L8 53L7 55H6ZM24 52L26 53V56H25ZM134 52H135V54H134ZM150 52H152L153 56H152V54ZM161 52H162V54H161ZM164 53H165L166 56L164 55ZM207 53L209 55H211V57ZM179 54H180V57L178 56ZM4 55L6 56L5 58L3 57ZM204 55H205V58H203ZM134 56H137V57L135 58ZM176 56H178V57H176ZM25 57H27V58H25ZM28 57H29V60H28ZM113 57H114V59H113ZM156 57L159 58V60L155 59ZM187 57H189L188 60H187ZM22 58L24 60L26 59V61H24ZM31 58H33V59H31ZM175 58H176V60L173 61L172 59H175ZM182 58H183V60H182ZM198 58H199V60L197 61L196 59H198ZM201 58H202V60H201ZM213 59L217 62V64L214 62ZM196 61H197V64H196ZM198 62L201 65L200 68L202 69V72H204L203 70L208 68L207 72L213 74L214 72L212 70H211L212 72L209 71V69L211 67V69H213L215 71V73H214L215 77H217V76L220 77V78L217 77L218 79L222 80L221 77L225 75L224 76L225 78L222 77L225 80L223 79L222 81H224L225 85H228V86H224V88L226 87L225 92L227 91V95H228L227 96L228 98H227L225 96V94H224L226 99H228V102H227V105H226L227 108L225 109V107H226L225 106V107H223L224 110H222L219 107H216V106H219V105H217L218 104L217 100H215V99H212V101L210 100V102H211V104L213 106V109L215 107V109L219 108L220 110L223 111V113H222V112H219L220 110H218V109L217 110H215V109L213 110L212 109L213 114L218 116L216 118L217 119L218 118L221 119L222 120L221 122H223L224 125L221 122H219L220 121L219 119H218L219 121L214 119L215 117H214L213 114H212L213 118L210 115V117H211L210 119H208L209 118L208 116L205 117V119H203L204 117L203 118L201 117L202 119H200V117L197 114H194V113L186 111L185 114L189 113V114H187V117H186L187 118L186 120H188L187 122L189 123V125L187 124V127H184L185 130L183 129L180 132H176V133L172 132L171 134H168L169 133V129H161V128H157V127H161L160 125H161V123H162L161 121L163 119L168 120L167 118H169V117L172 118L173 116H175L174 114L172 115V112H173L172 110L176 111L180 107V105H179L178 108H176L178 103L179 104L180 103H183V104L185 103V101H183V97L180 96V94H181L180 93L181 92L180 86H181L182 83H184L183 81L187 80L188 77L189 78L191 77V79L194 78V77L195 78H199V79H203V77L197 76V74H196L198 72L199 68L196 67L195 65L199 66ZM212 62L215 63L214 66L212 65L213 64ZM159 63L161 64V66H160ZM170 63H173V64H170ZM166 64L167 65L169 64V65L167 66ZM183 64H185V65H183ZM205 65L206 66L208 65V67L205 68L206 67ZM154 66H155V69H154ZM251 66L252 65H250V67ZM19 67L20 66H18V68L16 69L17 73H19L21 71V68L19 69ZM92 67H93V70H92ZM126 67H128V68H126ZM164 67H167L168 69H169V67H172V68L167 70V69H164ZM189 67H190L191 70L187 71ZM216 67H218V66H216ZM129 68H131V69L134 68L137 71L135 72L134 69L130 70ZM258 68H256L257 71L260 70ZM252 69H253V67H252ZM261 69H264V68H261ZM26 70H27V68H26ZM98 70H99V72H98ZM154 70L157 72V75H156ZM190 71H191V73H190ZM236 71H238V70H236ZM255 71H253V73ZM140 72H142V74ZM259 72H261V71H259ZM153 73H155V74L152 75ZM158 73H161V74L158 75ZM205 73L206 72H204V74ZM240 73H241V71L237 72V74H240ZM258 73L256 74V77L255 76H251V77L248 76V78H247L248 81L251 79L249 81V84L247 83L248 81L246 82L248 86L246 85V83L244 85H243V83L239 84L240 87H241V85H243L242 87H243V89H245L244 93L247 90L248 91L247 94H250V92H251V95L255 96L254 99H253L254 101L257 99L256 96L260 97L261 95H263L262 97H264V94H263L264 91L262 90V92H261V90L258 88V87H261L263 85V83H264V81H261V79L264 80V76H263L264 70H262V72H261L262 74L259 73L261 77L259 76ZM162 74H163V76L165 75L163 77V80H161L162 79V77H161ZM246 74H248V73L246 72ZM94 75H95V77H94ZM148 75H150V76H148ZM155 75L158 76V77H155ZM174 75H175L176 78L174 77ZM202 75H203V73H202ZM248 75H250V74H248ZM257 75L259 76V78H257L258 77ZM238 76H239V78H241L242 77V73L240 75H237V77ZM151 77L155 79V80L153 79V81H156V79H157L160 84L158 85L157 81L155 82V84L154 83L152 84V80H150ZM239 78H238V80H240ZM245 78H246V75H245ZM256 78L258 79L257 84L260 82V85L259 84H258L259 86L257 85L258 87H256L254 85L256 83V81H257ZM227 79H228L229 82L227 81ZM254 79H255V81H254ZM159 80L164 81L166 85L164 86V83H162ZM177 81H179V82H177ZM253 81H254V84H253L254 87H253V89H251L249 87V85L252 87L251 83ZM118 82H120V83H118ZM232 83H233V85H230ZM169 84L171 86H169ZM155 85H158V86H155ZM245 85H246V88L249 87V89H251L250 92H249L248 89L245 88ZM176 86L179 87L180 91H179L178 87L175 88ZM242 87H241V91H243ZM254 88H255V91H256L255 93H254V91H252V90H254ZM189 89H191V88L187 85V90L186 91H188ZM262 89H264V88H262ZM143 90H144V92H142ZM100 91H101V93H100ZM91 93H89V94L92 95ZM260 93H261V95L258 96ZM130 94H132V95H130ZM247 94L245 93V95H247ZM194 95H196V94H194ZM224 96L221 99L222 101L226 100V99H224L225 98ZM229 96H230V98H229ZM135 97H137V98H135ZM243 97H244V95H243ZM247 97H248V95H247ZM251 97H253V96H251ZM251 97H248L246 100H243V98L241 99V100H243V101H241L243 103V105L246 104L248 109L253 103H256V102L260 103L257 100L255 102H253V100H251L252 99ZM173 98H175V99L177 98L178 101H176V100L172 101L171 99H173ZM124 99H126V100L123 101ZM184 99L186 100V102L189 99H191L190 102L189 101L187 102L188 105L190 103H193L194 101H197L196 98H187L185 95H184ZM248 99H249L250 103L246 102ZM258 100H259V98H258ZM208 101H209V98H208L207 101H203L200 104L202 109H204V106H205V108H208V107L211 106V104L207 103ZM222 101L221 102L219 101V104L222 103ZM251 101H252V103H251ZM101 102H100V104H101ZM150 102H152V103H150ZM262 103H261V105H262ZM170 104H172V105H170ZM187 104L185 103V105H187ZM190 105H192V104H190ZM206 105H207V107H206ZM102 106H103V108H102ZM104 106H106V107H104ZM146 106H147V109L145 108ZM170 106H172V107L170 108ZM253 106H255V104ZM158 107H159L160 111H159V109H157ZM165 107H167V108L164 109ZM98 110H100V111H98ZM102 110H103V112H102ZM134 110H136V111H134ZM156 110L159 111L158 113L162 112L161 114L164 117L161 114H160V116H161L160 117ZM95 111L96 112L98 111L99 113L100 112L101 113L97 114V113H95ZM168 111L171 112V114L168 113ZM203 111H205V110H203ZM263 111L264 110H262L261 114H264ZM246 112H249V111L247 110ZM93 114H92V116H93ZM223 114H224L225 118H224V116H222ZM226 115L228 116V119H226V117H227ZM219 116H222V118H224V119L220 118ZM262 116H264V115H261V117ZM154 117H157V118H155L156 122L154 120ZM263 118H260L261 120L258 121L257 124L254 127V129H255V134L254 135H255L257 140L258 139L260 140V138H264V120H263ZM206 119H208L207 120L208 123H206L207 122ZM93 120H92V117H91V121L93 122L94 125H96L95 124L96 121H93ZM201 120H204V121H201ZM228 120H232L233 123L228 121ZM216 121H218L219 123L218 122L216 123ZM92 122L89 123L90 124L89 125V129L90 130H93V128L95 127L94 125H92ZM243 123L245 125H243ZM217 124H219V125H217ZM191 125H192V127H191ZM92 126H94V127H92ZM101 127H103L102 130L100 129ZM221 127H224V128H221ZM236 132H238V133H236ZM105 134H107V135H105ZM243 134H244V136H243ZM85 136L87 137V134H85ZM88 138H89L88 141H90L91 133L89 134ZM105 140H106V142H105ZM262 140H261V144L263 143ZM109 142H111V143L109 144ZM173 144L175 145V147H177V149L173 152L175 154V156L170 157L169 155H170V153H172ZM256 144H257V141L254 144H250L249 143V146L247 147L246 152L250 153L251 152V148L250 147H252V146H254ZM259 144H260V142L258 143V145ZM165 147H166V149H164ZM163 152L166 154V156H168L167 158L165 157V155L161 156L162 154H164ZM106 153H107V151H106ZM240 153H238V154L240 155ZM230 155H232L233 157H230ZM162 158H164V159H162ZM194 159H195V161H194ZM240 160L242 161V159H240ZM200 162H201V164H198ZM203 163H204V165L205 164H210V165H207V166L211 167L210 171L212 172V175H215L216 180L218 179V182L216 181L217 184L218 185H222V186L215 185L216 186L215 191L217 189H219L220 192L219 191L218 192L221 193V197H220V194H218V192L215 193V191L212 190L213 188L212 189L211 188L210 189L209 188L206 189L208 191L211 190L209 193H208V191L205 190V187H209V186H207L208 184L204 183L203 181L207 182V180H209L211 178L210 179L211 181L208 182V183H210L209 184L210 187H213L216 182L215 181L213 182L212 179H214L215 177L209 176V178L207 179V176L204 178V177H202L203 175L200 174L199 177H202L201 178V180H202L201 182L203 183V185H202L200 180H198L199 178L196 175H193V174L198 173L196 171L197 169H198L199 172L201 171L200 169H203V171H205V170L207 171V169H209V168H206V169L203 168V167L206 166V165L204 166ZM190 165H192L193 168ZM201 165L203 167H201ZM234 165H233V167H235ZM195 166H196V168H195ZM239 168H241V165H240ZM194 169H196V170H194ZM215 169H217L218 170L217 172H220L219 174H222L223 177H221L222 175L218 176L216 174L217 172H216ZM236 169H237V167H235V170L233 172H235ZM191 170H193L195 172L192 173L193 171H191ZM214 170H215L216 173L214 172ZM187 172H189V173L191 172L192 173L191 177L189 175L186 176V174H188ZM208 172H209V170H208ZM211 172H209V174H211ZM233 172H232L233 175H231L232 176L231 178H233V176H234ZM76 173L77 172L74 171L73 175L76 174ZM123 173H125L126 175L123 174ZM96 177H97V179H96ZM194 177L198 178V179H194ZM224 177H227V178H224ZM203 178L206 179V180H204ZM225 179H227V180L225 181ZM185 180H187L188 183H187V181L185 183ZM189 180H190V182H189ZM231 181H233V179ZM211 182H213V183H211ZM129 183H131V184H129ZM190 183H191V186L189 185ZM193 183H194L196 188L194 187V185H192ZM199 183H201V184H199ZM233 183H234V181H233ZM205 184H207V185H205ZM226 184H227V188L229 187V185L232 186V188L230 187L231 189L227 190L229 193H227V195L224 196V195H222V193H225L227 188L223 189V186L225 187ZM75 186H77V185H75ZM125 186L128 187L129 190H131L133 193L138 194V192H137L138 190L137 189L139 187L135 186L129 179L127 180V183L125 184ZM202 186H204V187L202 188ZM181 187L184 188V189L182 190ZM199 187H200V189H199ZM219 187H221L225 191H222V189L219 188ZM101 188H103V189H101ZM201 189H204V190L201 191ZM103 192H105V193L103 194ZM195 192L197 193V196H196ZM201 192H203V193L206 192L205 193L206 196L203 193H201ZM211 192L212 193L214 192V195ZM192 193L195 194V195H193ZM165 194H168L170 196V197L168 196V198H167V200L169 201L168 205H170V208H168V210H167V211H169V213L168 212L166 213V211L165 212L163 211L165 213V215H164L163 213H161L162 210L160 209V207H161V201L163 200ZM215 194H216V196H215ZM203 195L205 197H203ZM88 197H89V199L91 198V201L88 199ZM109 198H110V200H109ZM98 199H101V200H98ZM107 200H108V202H107ZM101 201H103L102 203L105 204L104 207H101V206H103V205H101L102 204ZM99 202H100V204H99ZM143 202L149 205L147 207V209H146V212H147V213H145L146 215L144 214L146 218L145 217L141 218V216H143V215H141V213L143 214V212L141 211L142 208L144 207ZM225 202L227 203V202H229V200H226ZM116 204H117V206H116ZM172 204H174L175 206L173 207ZM97 206L101 207L100 209H102V210L100 212L98 211L99 208ZM96 207L98 209L95 211ZM106 208H108V210ZM89 211H90V214H89ZM86 212H88L90 217L87 215ZM83 213L85 214V216H83ZM214 215H215V217H213ZM182 217L185 219V221H184V219ZM212 217H213V219H212ZM149 218H150V220L148 221ZM170 218H173V221H171ZM186 218H188V220L190 218V220L187 221ZM226 218H228V217H226ZM115 219H116V221H115ZM75 220H76V218H75ZM98 220H100V221H98ZM213 220H216V221L214 222ZM186 221L188 223H186ZM83 222H85V223H83ZM95 222H97V224H94ZM91 224H93V225H91ZM98 227H100V226H98ZM147 227L149 228L148 229L149 231L146 230ZM179 228L181 229V231H180ZM79 229L77 228L76 230L78 231ZM90 230H89V232H91V233L94 231L92 228ZM195 230H197V231H195ZM198 231H201V232L199 234L198 233L194 234V232H198ZM95 234L93 232L92 235H95ZM121 234L122 233H120V235ZM158 234H159V236H157ZM171 234H175V235L172 236ZM179 234H180V237H178L179 239H177L176 235H179ZM182 236H183V238H182ZM182 239L184 241H182ZM132 242H134V239H132ZM155 242H157L158 244H156ZM125 243H126V241L124 239H122V238L118 239L117 238L115 240L112 239V240H110L107 243H103L104 245L99 244L97 248L100 251L104 250V253L108 255L109 254L108 252H111L112 249L120 250V251L127 250V245L129 243H127V244H125ZM134 243H139V241H137V242L135 241ZM162 243H164V244H162ZM179 243H182V244H179ZM175 245H177V247H175ZM165 246L168 249H166ZM171 248H173V249L171 250ZM93 251H94V248H89V252H87V256L85 254V257L84 256H81V257H83V259L86 258V260H91V261H88V263L90 262V263H95V264H114L113 261L110 260V258H103V259H100V260H98V259L97 260L96 259H93V260L90 259V257L94 258L96 256L95 254H93ZM88 253L91 254V255H89ZM169 255H171V256H169ZM218 256H219V254H218ZM73 263H74V261H72L71 264H73Z\"/></svg>","mask_w":264,"mask_h":264}]
</instances>
